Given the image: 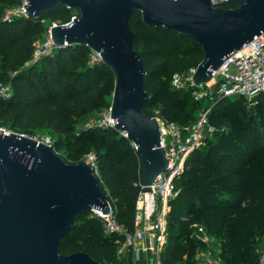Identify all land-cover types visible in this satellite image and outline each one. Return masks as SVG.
Here are the masks:
<instances>
[{
    "label": "trees",
    "instance_id": "1",
    "mask_svg": "<svg viewBox=\"0 0 264 264\" xmlns=\"http://www.w3.org/2000/svg\"><path fill=\"white\" fill-rule=\"evenodd\" d=\"M20 3L0 0V82L10 85V95L0 97V128L30 137L47 129L54 137V152L67 163H78L92 153L98 183L114 217L132 232L140 190L134 145L114 126L76 127L88 112L110 107L105 95L115 74L102 61L90 63L91 49L85 44L56 47L31 62L34 40L46 24L66 23L78 10L58 3L38 18L3 20L6 9ZM238 5L239 0H230L221 8ZM129 24L150 94L143 110L185 126L196 121L202 107H209L214 128L205 145L187 155L183 172L174 180L177 195L168 201L160 263L199 264L196 254L202 242L194 230L201 225L220 240L218 255L224 264H259L257 249L264 235V91L251 100L220 95L213 101L196 100L192 87L175 88L171 78L202 61L200 45L178 32L146 25L136 10ZM122 240L121 234H105L91 211H82L61 239L59 252L83 251L101 264H134L131 247L118 253Z\"/></svg>",
    "mask_w": 264,
    "mask_h": 264
},
{
    "label": "water",
    "instance_id": "2",
    "mask_svg": "<svg viewBox=\"0 0 264 264\" xmlns=\"http://www.w3.org/2000/svg\"><path fill=\"white\" fill-rule=\"evenodd\" d=\"M58 3L78 15L66 25H52L51 39L56 47L85 44L113 70L110 117L134 145L147 191L167 158L157 119L143 110L150 94L142 57L133 47V11L146 25L200 45L203 59L192 75L198 85L209 82L226 57L264 31V0H239L232 8L214 7L210 0H26L24 6L28 17L38 18ZM95 208L106 214L110 204L88 163H67L50 145L0 128V264H101L83 251L59 252L74 216Z\"/></svg>",
    "mask_w": 264,
    "mask_h": 264
},
{
    "label": "built area",
    "instance_id": "3",
    "mask_svg": "<svg viewBox=\"0 0 264 264\" xmlns=\"http://www.w3.org/2000/svg\"><path fill=\"white\" fill-rule=\"evenodd\" d=\"M230 0H210L214 7L221 8V5ZM26 0L12 9H6L3 13V20H8L14 16L27 17L25 6ZM66 8L73 9L69 6ZM78 14L74 13L70 20ZM52 22L45 30L44 39L34 44L31 62L38 61L46 55L53 53L56 48L50 35V27L56 24H68ZM101 61L100 55L91 50L90 63ZM196 67H190L183 73H175L171 78V84L175 88L192 87V94L196 100L207 99L213 101L216 95L224 97L242 96L251 100L257 93L264 91V31L245 43L240 49L231 53L221 64L212 70L211 79L207 83L194 84L192 75ZM10 95L9 89L0 87V97L6 98ZM209 107H202L195 122L178 126L174 122L166 121L156 114L160 133V145L165 149L167 166L154 181L148 186L147 191L140 190L135 200L134 230L128 232L119 223L110 211L103 214L98 209H92V215L98 217L102 223L105 234L117 233L123 236V240L118 247V253H123L127 247H131L134 252V260L139 259V249L137 243L149 239V244L145 246L148 251L154 252L156 260L154 264L160 263V252L166 240V215L168 211V201L177 195V188L174 180L183 172L187 155L195 149L205 145L206 137L214 132V128L208 120ZM113 126L114 121L110 117V107L104 114L102 120L96 123H88L85 126ZM125 136L124 132H121ZM37 141L48 144L52 147V140L45 136L42 138L31 136ZM88 163L96 177L98 169L95 156L89 153L83 159ZM194 235L203 243L209 241L210 235L201 225H196ZM259 264H264V243L257 249ZM199 264H224L218 253L206 251Z\"/></svg>",
    "mask_w": 264,
    "mask_h": 264
},
{
    "label": "rangeland",
    "instance_id": "4",
    "mask_svg": "<svg viewBox=\"0 0 264 264\" xmlns=\"http://www.w3.org/2000/svg\"><path fill=\"white\" fill-rule=\"evenodd\" d=\"M19 5V4H18ZM18 5H14L11 7H8L7 9H12V8H16ZM46 24V22H45ZM50 24L47 23L46 26L48 27ZM46 27V28H47ZM46 30V29H45ZM45 37V31L40 34L35 40H34V44H38L40 43ZM3 86L4 88H6V90L9 89L10 91V85L9 83H2L0 82V87ZM114 87V85H113ZM113 87L112 89H109L106 91V95H105V101L111 102V98H112V92H113ZM108 107H104L100 110H94L91 112H88L87 114H85L83 117H81L76 124V127H82L87 125L88 123H96L100 120H102L104 114L107 112ZM5 132H10L8 129L5 128L4 130ZM35 137H38L39 139L45 136H48L51 138V140L53 141V135L45 128H41L36 130V132L34 133ZM220 240L219 239H215L213 236L210 235L209 241L207 243H201V246L199 247V250L196 254V261L200 262V260L203 257L204 252L206 251H211L212 253L216 254L219 253L220 251ZM263 244V241L259 240V246H261ZM149 261L151 264H154L155 260H156V256L154 254V252L149 251ZM147 258V257H146ZM145 259V258H144ZM137 259H135L134 264H136Z\"/></svg>",
    "mask_w": 264,
    "mask_h": 264
},
{
    "label": "crops",
    "instance_id": "5",
    "mask_svg": "<svg viewBox=\"0 0 264 264\" xmlns=\"http://www.w3.org/2000/svg\"><path fill=\"white\" fill-rule=\"evenodd\" d=\"M261 241L264 243V235L261 238ZM149 244V239L138 242L136 248L139 249V259H137L136 264H151L149 261V251L145 249V246ZM147 257V258H146ZM145 258V259H144ZM135 261V260H134Z\"/></svg>",
    "mask_w": 264,
    "mask_h": 264
}]
</instances>
